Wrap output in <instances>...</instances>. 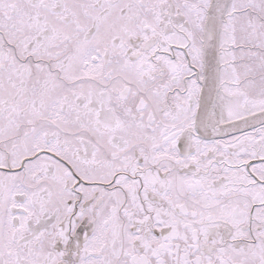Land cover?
<instances>
[{"label":"snow or ice","instance_id":"obj_1","mask_svg":"<svg viewBox=\"0 0 264 264\" xmlns=\"http://www.w3.org/2000/svg\"><path fill=\"white\" fill-rule=\"evenodd\" d=\"M0 264H264V0H0Z\"/></svg>","mask_w":264,"mask_h":264}]
</instances>
